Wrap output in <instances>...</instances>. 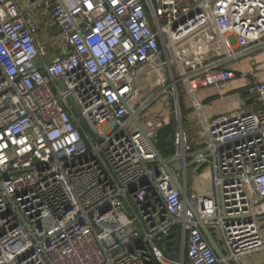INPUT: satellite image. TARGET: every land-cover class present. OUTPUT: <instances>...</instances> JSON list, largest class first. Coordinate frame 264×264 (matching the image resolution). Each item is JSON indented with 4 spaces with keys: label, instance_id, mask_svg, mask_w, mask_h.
<instances>
[{
    "label": "built area",
    "instance_id": "2783aa9c",
    "mask_svg": "<svg viewBox=\"0 0 264 264\" xmlns=\"http://www.w3.org/2000/svg\"><path fill=\"white\" fill-rule=\"evenodd\" d=\"M260 53L264 0H0V264H242L264 251V79L231 117L197 94ZM152 64L164 78L147 96ZM159 99L168 115L154 119ZM171 122L165 162H191L174 170L185 195L146 137ZM205 168L211 191H190Z\"/></svg>",
    "mask_w": 264,
    "mask_h": 264
},
{
    "label": "crops",
    "instance_id": "0c3cea01",
    "mask_svg": "<svg viewBox=\"0 0 264 264\" xmlns=\"http://www.w3.org/2000/svg\"><path fill=\"white\" fill-rule=\"evenodd\" d=\"M51 34L52 33H50V35ZM40 41H41V44L48 46V49L50 51L52 48L54 51H57V48L55 50L53 43L51 44V41H50L49 37L47 36V33H45V32L41 33ZM57 53L58 52H56V54ZM255 58H256L255 59L256 62H254V63L251 62L250 58H245L239 62L230 64L229 68L236 73V76L234 78H232L233 80H231L228 83H225L220 88L211 87L207 91H204L203 94H204V98L206 97L205 100L201 99V96L199 98L206 103L211 102V100H212L211 104L213 102L217 101V99L223 100L227 96L239 99L240 98L239 97L240 93L238 92L239 89L248 88L250 86V84H252L255 77H260V78L264 79V53H260L259 55H256ZM244 73L246 74V76H243ZM146 86L149 87V85H146ZM207 113L210 114V113H215V112L214 111L209 112L207 109ZM202 170L203 171H201L200 174L199 173H197V174L193 173L190 175V177H189L190 191H198L201 193H208L209 191H211V189H212V171L210 170V168H207V169L205 168ZM206 172H207L208 177H210L209 180L211 182V186H210L209 190L203 184L204 178H206V176L204 175ZM262 226H263L262 229H264V221L262 222ZM262 235L264 237L263 230H262ZM217 242L219 243L221 249L223 250L224 246H223V244L219 238H217ZM254 255L249 256V257H245L247 259H251L249 264H257ZM242 264H243V262H242Z\"/></svg>",
    "mask_w": 264,
    "mask_h": 264
},
{
    "label": "rangeland",
    "instance_id": "374dc122",
    "mask_svg": "<svg viewBox=\"0 0 264 264\" xmlns=\"http://www.w3.org/2000/svg\"><path fill=\"white\" fill-rule=\"evenodd\" d=\"M47 31H50L51 33L54 31V30L52 31L49 28L48 23H46L45 28L43 29V32H47ZM55 47H57V45H55ZM56 52L58 51H54L52 48L50 51V55L51 56L56 55ZM48 58L49 57H47V59ZM164 73L166 74V71H164ZM163 78H164V74L161 73L158 66L156 64H152V65H149L147 68H145L142 72H140L138 84L141 86L149 85L152 88V90H150V92L147 93V96H149L155 90H158L160 88ZM231 80L233 79H230L226 82L221 83V87L225 83L230 82ZM211 87H215V86L202 87L197 92L198 96L199 97L201 96V99L205 100L206 97L204 98L203 92L207 91ZM186 100L188 101V99ZM211 102H208V111L209 112L214 111L216 116L224 117V118L237 115L245 107L239 99L230 97V96L225 97V99L223 100L217 99V101L213 102L214 104L213 103L211 104ZM186 106L189 107L188 105ZM162 111H163L162 103H161V99H159L153 102L151 107L147 109V114H151L154 119H156L158 116H161L162 118L164 116L167 117L168 112L165 111L163 113H160ZM183 113H184V118H185L184 119L185 124L190 130L191 135L194 136L196 133V129L194 127L197 124V121L195 119L196 116L194 114V110L192 108L184 109ZM187 113H189V117ZM204 175L206 176V178H204L203 184L209 190L211 186V182L209 180L210 177H208L207 172ZM261 227L263 226L261 225ZM261 230H263V233H264V229H261ZM254 257H255L257 264L264 263V251L256 253ZM250 261L251 259L245 258L243 259L242 262L243 264H249Z\"/></svg>",
    "mask_w": 264,
    "mask_h": 264
},
{
    "label": "water",
    "instance_id": "95a60500",
    "mask_svg": "<svg viewBox=\"0 0 264 264\" xmlns=\"http://www.w3.org/2000/svg\"><path fill=\"white\" fill-rule=\"evenodd\" d=\"M63 86H65L64 82H62ZM146 90H148V87L146 88ZM69 100L77 114V116L79 117V119L81 120V122L83 123L84 127L87 129V131L91 134V135H94L93 131L91 130L89 124L86 122V120L84 119L83 115L81 114V111L80 109L78 108V106L76 105V103L74 102L73 100V97L72 96H69ZM248 103H251V100H248ZM130 111V109H129ZM136 124L140 127V130L144 133V130L143 128L140 126L139 122L136 121ZM151 147H152V150L154 151L157 159L161 162H163V165L166 169V171L170 174V176L172 177L173 181L175 182L177 188L181 191V193L183 195H185V189H184V184H182V182H180L176 176H175V172L174 170H184L186 168V166H189L191 165V162H188L187 164L183 165L181 162H177V163H174L173 164V168L174 170L171 169V167L165 162V157L162 155V153L160 152V150L158 149L156 143H155V140L153 138H151L150 136L146 135ZM187 202L188 204L190 203V200L189 198H187ZM198 217V216H197ZM205 235L207 236L209 242L211 243L212 247L214 248L215 252L217 253V255L220 257V258H223L225 256V253L224 251L221 249L219 243L217 242V240L215 239V237L213 236V234L210 232V230L206 227V226H203L202 227ZM171 236H174V239H173V243L174 244H177V240H178V234L177 233H174L172 234ZM163 243L165 246H168L170 241H169V238H163V240L161 241V244H162V247H163ZM164 252L172 259H177L178 257V254L176 251H174L172 254H168V251L166 249H164ZM225 264H232L231 262L229 261H225Z\"/></svg>",
    "mask_w": 264,
    "mask_h": 264
},
{
    "label": "trees",
    "instance_id": "16d2710c",
    "mask_svg": "<svg viewBox=\"0 0 264 264\" xmlns=\"http://www.w3.org/2000/svg\"><path fill=\"white\" fill-rule=\"evenodd\" d=\"M238 92L243 98H246L249 93L248 88L239 89ZM182 108L184 111L185 107L183 105ZM175 130H176L175 123L174 122L168 123L159 129L157 136L154 138L158 149L165 158L171 156L174 153L173 136Z\"/></svg>",
    "mask_w": 264,
    "mask_h": 264
}]
</instances>
